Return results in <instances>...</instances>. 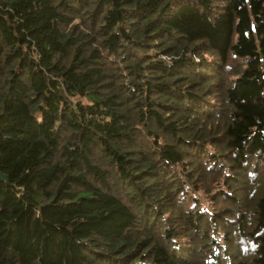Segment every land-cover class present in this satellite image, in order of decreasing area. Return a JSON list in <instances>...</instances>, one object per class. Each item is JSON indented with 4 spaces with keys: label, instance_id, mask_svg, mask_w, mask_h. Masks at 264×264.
<instances>
[{
    "label": "trees",
    "instance_id": "1",
    "mask_svg": "<svg viewBox=\"0 0 264 264\" xmlns=\"http://www.w3.org/2000/svg\"><path fill=\"white\" fill-rule=\"evenodd\" d=\"M0 264H264V0H0Z\"/></svg>",
    "mask_w": 264,
    "mask_h": 264
},
{
    "label": "water",
    "instance_id": "2",
    "mask_svg": "<svg viewBox=\"0 0 264 264\" xmlns=\"http://www.w3.org/2000/svg\"><path fill=\"white\" fill-rule=\"evenodd\" d=\"M0 180L6 181V176L0 173Z\"/></svg>",
    "mask_w": 264,
    "mask_h": 264
}]
</instances>
